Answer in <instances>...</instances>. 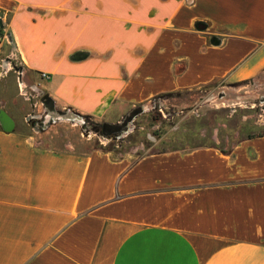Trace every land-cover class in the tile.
<instances>
[{
	"label": "crops",
	"instance_id": "0c3cea01",
	"mask_svg": "<svg viewBox=\"0 0 264 264\" xmlns=\"http://www.w3.org/2000/svg\"><path fill=\"white\" fill-rule=\"evenodd\" d=\"M0 28V264H264V134L138 155L27 124L264 76V0H0Z\"/></svg>",
	"mask_w": 264,
	"mask_h": 264
},
{
	"label": "rangeland",
	"instance_id": "374dc122",
	"mask_svg": "<svg viewBox=\"0 0 264 264\" xmlns=\"http://www.w3.org/2000/svg\"><path fill=\"white\" fill-rule=\"evenodd\" d=\"M20 94L29 97L27 92ZM143 108L120 137L103 135L101 129L94 132L92 119L73 112L70 120L53 117L42 102L27 124L34 134L45 136L44 144L55 147L81 140L90 146L140 155L171 145L177 131L194 129L202 130V135L184 139L230 147L245 137L264 134V76L251 82L162 95Z\"/></svg>",
	"mask_w": 264,
	"mask_h": 264
},
{
	"label": "water",
	"instance_id": "95a60500",
	"mask_svg": "<svg viewBox=\"0 0 264 264\" xmlns=\"http://www.w3.org/2000/svg\"><path fill=\"white\" fill-rule=\"evenodd\" d=\"M41 102L44 105V107H46L48 110L51 111L53 117L69 118V119L74 118L73 115L71 116L70 112L68 111L56 110L49 96L42 97ZM143 111H144L143 106H137L132 108V110L126 116H124V118L120 122L116 124H110V123L99 124L101 126L102 134L110 135L114 133L115 136L120 137L122 133L128 132L129 125L133 123L135 117L141 114ZM0 125L2 129L6 132H12L15 130L16 127L13 118L3 109H0Z\"/></svg>",
	"mask_w": 264,
	"mask_h": 264
},
{
	"label": "trees",
	"instance_id": "16d2710c",
	"mask_svg": "<svg viewBox=\"0 0 264 264\" xmlns=\"http://www.w3.org/2000/svg\"><path fill=\"white\" fill-rule=\"evenodd\" d=\"M83 117L90 118L89 116H83ZM92 129H93L94 132H99L100 129H101V126L99 124L95 123V124H92Z\"/></svg>",
	"mask_w": 264,
	"mask_h": 264
},
{
	"label": "built area",
	"instance_id": "2783aa9c",
	"mask_svg": "<svg viewBox=\"0 0 264 264\" xmlns=\"http://www.w3.org/2000/svg\"><path fill=\"white\" fill-rule=\"evenodd\" d=\"M4 38H5V36H4V34H3V32H2V30H1V28H0V45H1V43H2V41H3ZM30 119H32V115H29V116L27 117V122H28V120H30Z\"/></svg>",
	"mask_w": 264,
	"mask_h": 264
},
{
	"label": "bare ground",
	"instance_id": "6f19581e",
	"mask_svg": "<svg viewBox=\"0 0 264 264\" xmlns=\"http://www.w3.org/2000/svg\"><path fill=\"white\" fill-rule=\"evenodd\" d=\"M70 115L72 116L73 114L72 113H70ZM66 120H70L69 118H65Z\"/></svg>",
	"mask_w": 264,
	"mask_h": 264
}]
</instances>
